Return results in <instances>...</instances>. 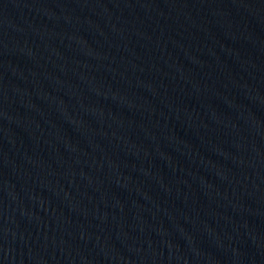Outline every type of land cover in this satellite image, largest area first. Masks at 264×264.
I'll return each mask as SVG.
<instances>
[{
	"label": "water",
	"instance_id": "obj_1",
	"mask_svg": "<svg viewBox=\"0 0 264 264\" xmlns=\"http://www.w3.org/2000/svg\"><path fill=\"white\" fill-rule=\"evenodd\" d=\"M0 264H264V0H0Z\"/></svg>",
	"mask_w": 264,
	"mask_h": 264
}]
</instances>
